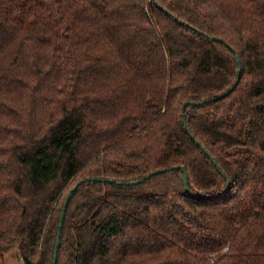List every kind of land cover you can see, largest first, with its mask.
<instances>
[{"label": "trees", "instance_id": "trees-1", "mask_svg": "<svg viewBox=\"0 0 264 264\" xmlns=\"http://www.w3.org/2000/svg\"><path fill=\"white\" fill-rule=\"evenodd\" d=\"M59 236L57 264H264V0H0V264Z\"/></svg>", "mask_w": 264, "mask_h": 264}, {"label": "water", "instance_id": "water-1", "mask_svg": "<svg viewBox=\"0 0 264 264\" xmlns=\"http://www.w3.org/2000/svg\"><path fill=\"white\" fill-rule=\"evenodd\" d=\"M195 28V27H194ZM196 29V28H195ZM198 30V29H197ZM199 31V30H198ZM233 89V87L229 88L227 92H230L231 90ZM165 171V169H159V170H156L155 174H158V173H161ZM151 175V174H150ZM150 175H148L147 177H149ZM145 179V178H144ZM88 180L90 181L91 178H88ZM84 180L80 181L79 183H77L71 190V193L68 194L67 198L65 199V202H64V205H63V208H62V211H61V214H60V221H59V233H61V230L63 228V223H64V220H65V217H66V212H67V208H68V205H69V201L72 197V192L75 191L78 186L80 185V183H82ZM140 181V180H139ZM139 181L135 182V183H138ZM185 184H186V187H188V174L185 173ZM60 244H61V239H60V236L57 240V243H56V248H55V252H54V258H53V263L52 264H57V261H58V251H59V247H60Z\"/></svg>", "mask_w": 264, "mask_h": 264}, {"label": "rangeland", "instance_id": "rangeland-1", "mask_svg": "<svg viewBox=\"0 0 264 264\" xmlns=\"http://www.w3.org/2000/svg\"><path fill=\"white\" fill-rule=\"evenodd\" d=\"M5 264H23V260L21 256H19V252L17 247H12L4 253ZM3 256H0V261Z\"/></svg>", "mask_w": 264, "mask_h": 264}]
</instances>
